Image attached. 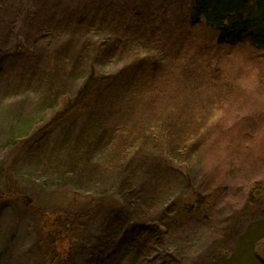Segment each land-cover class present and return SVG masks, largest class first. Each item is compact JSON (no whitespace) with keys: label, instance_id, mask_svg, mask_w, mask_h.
I'll list each match as a JSON object with an SVG mask.
<instances>
[{"label":"rangeland","instance_id":"374dc122","mask_svg":"<svg viewBox=\"0 0 264 264\" xmlns=\"http://www.w3.org/2000/svg\"><path fill=\"white\" fill-rule=\"evenodd\" d=\"M194 5L0 0V264H264V56ZM95 75L115 105L66 114ZM135 180L171 216L165 258L121 200ZM193 192L212 208L182 213Z\"/></svg>","mask_w":264,"mask_h":264},{"label":"trees","instance_id":"16d2710c","mask_svg":"<svg viewBox=\"0 0 264 264\" xmlns=\"http://www.w3.org/2000/svg\"><path fill=\"white\" fill-rule=\"evenodd\" d=\"M194 4L195 5L191 13L192 23L198 24L204 22L205 25H207V27L218 37V45L231 48H237V46H250L253 50L264 56V0H194ZM106 81V78L103 79V77L97 75L92 76L89 80H87L76 96L77 98L75 101L65 104L64 109L67 111L66 114L75 112V110H85L86 108L91 109L88 104H85L91 97L92 99H95L93 103L95 110L100 107L107 110L108 107L114 106L116 98L112 95V92H108V90H106L107 96H109L107 104L100 105L99 107L96 100V93L101 88L106 86ZM122 131V129H116L114 134L120 135ZM49 175L53 178L52 174ZM177 180L179 179L177 178ZM177 180L175 181L171 192L174 191ZM153 182L154 184L162 183V181L158 178H156ZM127 189L121 197L122 201L126 200V202L130 205L137 204L142 206L145 203L149 204L148 207H143L144 213L148 214V216L144 218L145 220L147 219V230L146 233H144L146 243H148L147 255L149 256L150 253L158 250L159 252L162 251V256L165 258L166 253L164 252L162 243L168 238L173 239L171 234L175 231V229L169 225L170 215H164L162 218H157L160 217V212L157 211L163 208L162 203L157 204L160 194L156 190L153 195L143 196L144 193L141 192L140 185L136 182V180ZM9 191L10 193L8 194L10 195H8V198L10 199L13 198V196L20 195V191L18 193L17 191L12 192V189ZM145 193L146 195L151 194L149 192ZM189 196L188 202L191 200L192 203H185L181 207L182 213L190 214L192 212H199L203 208H212L209 198L204 196V194L198 195L193 192ZM6 198L7 196L3 195V199L6 200ZM159 227L161 229L164 228L162 231L163 234L160 232ZM135 248L136 254L143 250L140 245L135 246ZM107 249H116L115 243L114 245L113 243H110ZM104 253L105 251L103 250L100 256L94 255L97 259L91 261V258L89 260L91 262L88 264H116L119 262L117 256H115L114 259L112 257L106 258L104 257ZM126 264L128 263L126 262Z\"/></svg>","mask_w":264,"mask_h":264}]
</instances>
